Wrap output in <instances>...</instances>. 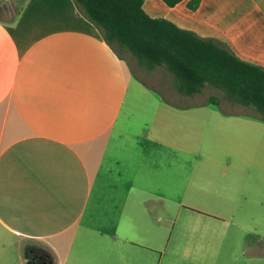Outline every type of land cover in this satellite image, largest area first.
<instances>
[{"label": "crops", "instance_id": "1", "mask_svg": "<svg viewBox=\"0 0 264 264\" xmlns=\"http://www.w3.org/2000/svg\"><path fill=\"white\" fill-rule=\"evenodd\" d=\"M188 1L143 0L142 8L172 14L165 19L264 68V0H198L194 9ZM130 59L71 0H0V264H159L169 202L159 204V138L151 134L159 131V98ZM232 154L234 165L219 172L179 167L180 183L200 172L217 183L202 198L180 195L190 264H225L218 259L227 241L240 254L248 244L257 260L264 256L255 220H239L235 208L225 216L191 206L246 199L230 185L238 174L264 173L253 165L264 153ZM168 170L180 185L178 167Z\"/></svg>", "mask_w": 264, "mask_h": 264}, {"label": "rangeland", "instance_id": "2", "mask_svg": "<svg viewBox=\"0 0 264 264\" xmlns=\"http://www.w3.org/2000/svg\"><path fill=\"white\" fill-rule=\"evenodd\" d=\"M151 15L172 17V14L164 15L159 11ZM130 60L133 74L143 80L155 97L159 98V107L155 111V117H159V131L154 134L152 129L151 133L159 138L157 150L150 136L147 142L148 153L159 151V174H161L159 176V204L161 198L169 201L163 206V216H168V218L162 217L163 221L159 223L163 230L159 235V264H190L188 233L183 228L182 222L187 220L184 215L188 212L177 207L179 198L182 197L180 196L182 190L198 193L201 198L205 193L210 195L213 192V184L216 187L217 183L213 174L203 175L202 172L190 174L186 184L180 183L181 173L178 171L186 167L197 169L210 167L219 172L220 169L234 165L236 159L232 153H245L246 155L264 153V120L254 118L253 111L247 107L231 105L222 97L219 90L210 87L203 88L200 94L193 97L178 95L170 87L168 74L163 73L159 68L151 71L141 70L134 60ZM210 95L220 98L218 105L202 104ZM161 99L164 101L160 102ZM188 105H194L195 108L185 109L183 107ZM256 162L253 164L255 167L264 166L263 158L258 157ZM242 165L245 168L249 167L251 160L246 157ZM172 167H178L176 181L180 185H171L172 172L168 168ZM232 173L234 172L230 173V177L234 178ZM248 178L244 174H238L237 182L230 185L235 194H241L246 198L240 199L237 205L230 203L226 206H216L200 200L191 206L208 212L219 211L225 216H228L235 208L234 215L239 220L244 221L251 218L257 222L259 229H264V173L260 175L254 173ZM184 196L185 203L193 204L188 201L186 194ZM244 224L256 225L251 221ZM182 229L185 234H181ZM137 240L144 241L145 239L138 238ZM244 248L243 254H240L236 243L227 241L219 254L218 261H225V264L264 263V256L257 260L255 254L248 251L251 249L248 244H245Z\"/></svg>", "mask_w": 264, "mask_h": 264}, {"label": "trees", "instance_id": "3", "mask_svg": "<svg viewBox=\"0 0 264 264\" xmlns=\"http://www.w3.org/2000/svg\"><path fill=\"white\" fill-rule=\"evenodd\" d=\"M71 1L117 53L125 51L141 70L159 68L168 74L170 87L178 95L193 97L210 87L219 90L231 105L247 107L254 118L264 120L263 67L165 18L147 15L143 0ZM162 1L172 6L180 0ZM197 3L189 0L187 6L194 9ZM219 102V97L210 95L202 104Z\"/></svg>", "mask_w": 264, "mask_h": 264}, {"label": "flooded vegetation", "instance_id": "4", "mask_svg": "<svg viewBox=\"0 0 264 264\" xmlns=\"http://www.w3.org/2000/svg\"><path fill=\"white\" fill-rule=\"evenodd\" d=\"M35 264H39V260L38 259H36V261L34 262Z\"/></svg>", "mask_w": 264, "mask_h": 264}]
</instances>
